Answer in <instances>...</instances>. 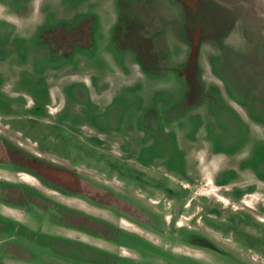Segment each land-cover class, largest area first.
<instances>
[{"label": "flooded vegetation", "instance_id": "1", "mask_svg": "<svg viewBox=\"0 0 264 264\" xmlns=\"http://www.w3.org/2000/svg\"><path fill=\"white\" fill-rule=\"evenodd\" d=\"M26 1L21 3L27 14L23 25L30 30L27 38L16 32L12 18L4 14L8 7L0 3V263L7 256L33 264H261L260 206H250L252 212L240 206L229 213L205 203L203 214L197 215L193 201L188 223H179L195 179L193 172L187 176L178 146L180 165L149 157L143 130L151 113L142 107L133 117L115 96L103 98L99 107L98 95L94 93L96 101L90 96V80L87 85L69 82L53 73L62 63L37 69L36 53L65 58L74 48L91 45L90 32L85 33L80 21L68 32V21L54 15L57 26L52 27L47 11L40 9L35 23L27 11L33 0ZM32 38L34 43H24ZM67 105L72 106L70 117L79 122L66 115L54 118ZM103 148L105 156L98 155ZM154 157L160 172L149 170ZM261 162L250 155L239 167L259 176ZM164 170L189 184L170 183ZM149 173L162 183H149ZM221 179L228 183L225 176ZM252 189L232 187L230 195L243 203L245 190ZM154 194L156 201L149 199ZM165 198L174 202L167 216L162 211ZM199 219L203 228L197 226ZM122 223L135 225L142 234ZM207 230L221 232L222 239ZM149 233L158 237L157 246ZM98 241L109 246L98 248Z\"/></svg>", "mask_w": 264, "mask_h": 264}, {"label": "rangeland", "instance_id": "2", "mask_svg": "<svg viewBox=\"0 0 264 264\" xmlns=\"http://www.w3.org/2000/svg\"><path fill=\"white\" fill-rule=\"evenodd\" d=\"M21 1L0 3L8 7L4 14L12 18L16 32L27 38L29 26L22 19L27 15L23 4L28 2ZM28 6L35 23L41 18L36 14L40 9L47 11L52 27L57 26L51 18L54 15L68 21L64 23L68 32L78 21L84 23L85 33L90 32L91 45L76 47L65 58L36 53L37 69L62 63V69L53 73L63 74L69 82L87 85L90 80L88 90L92 100L94 93L98 95L99 107L103 98L115 96L133 117L142 107L151 113L148 129L143 130L144 152L149 157L159 156L172 167L180 165L178 146L187 176L193 172L195 179L179 223H188L193 201L197 215L203 214L205 203L229 213L240 211V206L251 212L250 206H260V213H255L264 223V162L256 170L259 176L239 167L250 155L264 161V0H33ZM24 43H34V38ZM71 108L67 105L54 118L70 117ZM103 151L97 154L105 156ZM154 158L149 170L162 171ZM164 171L170 183L189 184ZM222 176L228 183L221 181ZM148 177L149 183H162L155 175ZM232 187H254L245 190L242 198L247 206L231 197ZM149 199L158 197L154 194ZM173 203L165 198L162 211L166 216ZM200 221L197 226L203 228ZM121 226L142 234L135 225ZM207 233L222 239L219 231ZM148 239L158 245L155 234L149 233ZM98 243V248L106 244ZM2 261L33 264L23 257L6 256Z\"/></svg>", "mask_w": 264, "mask_h": 264}]
</instances>
